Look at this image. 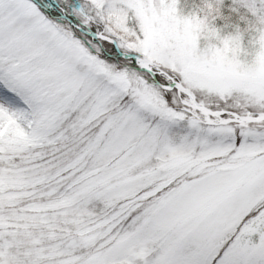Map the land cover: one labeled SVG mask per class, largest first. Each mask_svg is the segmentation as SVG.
<instances>
[{"label": "snow or ice", "instance_id": "obj_1", "mask_svg": "<svg viewBox=\"0 0 264 264\" xmlns=\"http://www.w3.org/2000/svg\"><path fill=\"white\" fill-rule=\"evenodd\" d=\"M0 264H264V0H0Z\"/></svg>", "mask_w": 264, "mask_h": 264}]
</instances>
